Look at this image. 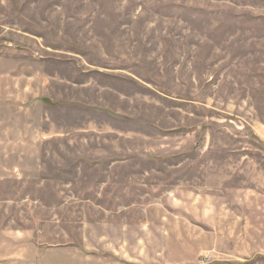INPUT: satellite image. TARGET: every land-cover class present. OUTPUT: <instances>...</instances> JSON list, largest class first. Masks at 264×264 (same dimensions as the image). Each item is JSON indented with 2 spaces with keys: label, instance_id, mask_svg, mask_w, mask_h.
Masks as SVG:
<instances>
[{
  "label": "rangeland",
  "instance_id": "rangeland-1",
  "mask_svg": "<svg viewBox=\"0 0 264 264\" xmlns=\"http://www.w3.org/2000/svg\"><path fill=\"white\" fill-rule=\"evenodd\" d=\"M0 264H264V0H0Z\"/></svg>",
  "mask_w": 264,
  "mask_h": 264
}]
</instances>
